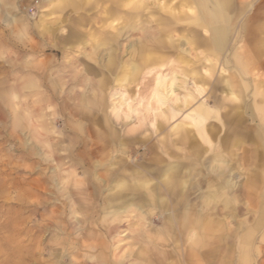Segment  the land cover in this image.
Instances as JSON below:
<instances>
[{
    "label": "rangeland",
    "instance_id": "1",
    "mask_svg": "<svg viewBox=\"0 0 264 264\" xmlns=\"http://www.w3.org/2000/svg\"><path fill=\"white\" fill-rule=\"evenodd\" d=\"M158 71L178 78L163 113L146 109ZM263 105L264 0H0V264H264ZM178 129L189 166L212 178L225 158L238 189L200 222L184 200L173 223L172 209L145 225L131 209L107 237L108 172L140 169L158 143L163 164L187 158Z\"/></svg>",
    "mask_w": 264,
    "mask_h": 264
},
{
    "label": "crops",
    "instance_id": "2",
    "mask_svg": "<svg viewBox=\"0 0 264 264\" xmlns=\"http://www.w3.org/2000/svg\"><path fill=\"white\" fill-rule=\"evenodd\" d=\"M215 42L217 46H219L222 43V38L220 37L216 38ZM258 109L263 112V114L258 115V118L263 119L264 118V105ZM185 130L186 129L184 130L182 129L183 133ZM186 131L189 132L188 129ZM174 132L171 134H175ZM114 134L116 136V139L117 137L119 138L120 133H114ZM138 134L139 133H137L136 135ZM190 138H192V141H190V144L184 143L183 140L180 141V139L178 140L177 138L171 137L170 139L173 142L172 146L174 148L180 149L178 145H181L182 149H184V147L185 149H187L192 145V142L194 140L192 136H190ZM101 146L104 147V148L102 147L103 149L107 147L106 144H101ZM199 146L202 148L201 152H204L205 150L204 144L199 143ZM154 147L156 149L161 147L162 152L157 150L158 154L156 155V157H152L151 159H148V160L146 159L147 161L144 159V161H142V164L140 165L141 167L140 169L127 164L124 166V169L122 170L118 171L120 167L116 166L115 169L113 167L110 169V172H108L109 176L116 180L113 183L115 185L112 184L106 188L107 194L104 197L105 198L104 208L102 209L103 215H104L103 222L106 221L108 216L110 215L114 216V220L112 221V224L110 225L107 231V237H110L111 234L114 233L113 231H116L120 225L119 221H116V217L118 218L120 214L130 211L131 209H133V211H140V212L146 211L150 215L153 213L152 211L157 208H160L162 210L172 209L174 215L172 214L169 215L168 223H173V219L175 220V217L177 215L176 213L178 211V208L180 207L182 200L185 201V203H183V207H181L182 210L184 211V216L186 217L188 215V220L196 216L195 220L197 222H200L202 211H205L206 206H208L210 203L207 205L203 204L202 201L199 199L197 203L199 208L196 209L192 206L193 204L188 199L189 195L192 192H197L199 194V191L196 188H191L195 179H198V178L200 179L202 177L203 179H208V180L210 179L211 185H213L212 195L214 196L215 199L217 198L218 195H220V192L226 187H229L230 189H232V191L234 190L233 188H231V183H228L231 179H229L230 177L227 176V174H225V169L223 172H221L219 168L212 167L211 165L212 163H209L208 167L212 168L211 170H213L214 168L218 169L217 175L215 177L208 178L204 173L200 171H199V174L197 175V173H194V172H198V170H196V164L192 163L191 166H189L188 164L189 162L188 158H190L191 155H187V158L183 157L182 161L173 160V161H170L169 164L168 163L163 164L161 161H159L160 157L158 158V156L162 155L163 152L166 153L167 155L170 152L168 150H165L163 146L159 145V143L156 144ZM197 156L198 155L194 156V158H196ZM255 157H256L255 154L254 156H251L252 159H255ZM213 161L215 160H212V162ZM219 162H222V161H219ZM116 163L119 165H122L121 164L122 160H117ZM225 165L226 164H224V167ZM185 168L187 171L190 172V175L184 174ZM263 177H264V174H263ZM213 180L214 182H212ZM120 184L128 185V187L121 189L118 187ZM204 186L205 184L202 185V187ZM99 188L100 186H97L95 187V190L97 191L99 190ZM80 200L84 202L85 199L83 198L78 199L76 197V201H77L76 203L82 206V203ZM229 202H230L229 200L225 201L226 205H229L230 204ZM117 212H120V214L118 215ZM257 223H258L257 226H254V228L256 229L254 228L248 229L247 231L243 232L241 236L243 252H246L248 249L247 245L252 244L253 242V239L256 234L255 232L258 230V227H259L258 225L260 222L258 221ZM87 228H89V225L88 226L86 225V229ZM193 234H195V232H193L192 235ZM152 241L155 242V239H152ZM156 242H158V240H156ZM104 244L105 243L100 242V245L104 246ZM255 249H256L255 252L257 251V255H259L260 254L259 246H256ZM201 251L202 250L199 251L200 252L199 258H201V256H204V254H202L203 251L202 252Z\"/></svg>",
    "mask_w": 264,
    "mask_h": 264
},
{
    "label": "bare ground",
    "instance_id": "3",
    "mask_svg": "<svg viewBox=\"0 0 264 264\" xmlns=\"http://www.w3.org/2000/svg\"><path fill=\"white\" fill-rule=\"evenodd\" d=\"M145 1V0H144ZM124 6V5H123ZM119 11V10H118ZM152 14V13H151ZM115 21V20H113ZM161 26V25H160ZM159 26V27H160ZM170 27V25H169ZM164 31V30H163ZM162 31V32H163ZM162 35V34H161ZM83 39V38H82ZM166 40V39H165ZM161 43V42H160ZM163 44V43H162ZM163 45H161L162 47ZM157 47V46H155ZM165 47V46H164ZM138 49V47H137ZM146 49V48H145ZM159 49V48H158ZM146 52V51H145ZM146 54V53H145ZM143 55V54H142ZM147 55V54H146ZM145 59V58H144ZM145 63V62H144ZM149 64V63H148ZM131 70V69H130ZM122 71V70H121ZM120 72V71H119ZM130 72V71H129ZM124 73V72H122ZM120 76H123V75H120ZM125 78V77H124ZM177 75L172 72L170 75L168 73H163L161 71H158V72H155V78L153 79V85H152V88H151V92H150V97L148 98V101H147V104H146V109L147 111H154V112H162L164 111V109L168 106V103L169 102H172L174 100H177V94H176V85H177ZM124 80V79H123ZM201 92L204 91L203 88H201L200 90ZM121 101L123 103L122 106L124 105V107L127 109V112L128 113H131V114H134L137 112V107L136 105H132V103L130 101H127L124 96L121 95ZM175 102V101H174ZM234 107V106H233ZM124 108V109H125ZM184 130V129H183ZM187 130V129H186ZM183 131L178 129L175 134L177 135H182V139L184 143H188L190 144V141H192V138H190V136H192L190 134V132H187V131ZM120 135V134H119ZM237 138V137H236ZM119 139V138H118ZM206 141V140H205ZM221 145V143H220ZM199 149L201 148L200 146H198ZM221 150V149H220ZM186 155H194L196 156V152L194 151H190V150H187L186 149ZM155 162V161H154ZM142 164V162H141ZM224 164H226V159L224 158V160L222 162H219L217 160L213 161L212 162V167H217L220 169L221 172L224 171L225 167H224ZM193 172V171H191ZM184 174L185 175H190V172L186 170L185 168V171H184ZM199 174V172H197V175ZM181 175V174H180ZM195 177V176H194ZM230 179V178H229ZM142 183V182H141ZM228 183H231V188L235 189L238 185L237 181H234V178H232ZM205 184L207 185V187H205L206 189L205 190H202V185ZM111 185V184H110ZM115 185V184H113ZM112 187V186H111ZM119 188H127L128 185H119L118 186ZM239 187V186H238ZM191 188H196L198 191H199V199L202 201L203 204H209L213 201H215L216 199L214 198V196L212 195L213 194V185H211V181L210 179H203L202 178H198V179H195L193 185ZM219 188V186H218ZM238 189V188H237ZM126 192V191H125ZM215 195V194H214ZM187 198V197H186ZM105 199V198H104ZM189 199V197H188ZM133 201V200H132ZM106 202V201H105ZM185 203V202H184ZM230 203V202H229ZM192 205V204H191ZM187 207V206H186ZM191 207V206H190ZM201 207V206H200ZM116 208V207H115ZM213 208V207H212ZM203 209V208H202ZM190 211V210H189ZM110 212V211H109ZM143 215L142 217L140 218V221L144 223V225L146 224L145 222L146 221H149L151 219V215L149 213H147L146 211L142 212ZM117 214L119 215L120 212H117ZM116 215V214H115ZM117 216V215H116ZM199 216V215H198ZM197 216V217H198ZM117 220V219H116ZM146 220V221H145ZM81 221V220H80ZM145 221V222H144ZM122 223V222H121ZM118 229V228H117ZM256 229V228H254ZM162 234V233H161ZM125 235V234H124ZM166 236V235H165ZM149 236H148V240H149ZM152 243V242H151ZM133 252V251H132ZM202 252V251H201ZM125 254V253H124ZM123 254V255H124ZM203 254V253H202ZM202 257V256H201ZM124 258V257H123ZM129 258V257H128Z\"/></svg>",
    "mask_w": 264,
    "mask_h": 264
}]
</instances>
